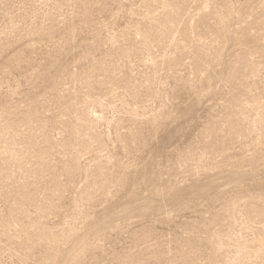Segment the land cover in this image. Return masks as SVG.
I'll return each mask as SVG.
<instances>
[{
  "label": "rangeland",
  "instance_id": "1",
  "mask_svg": "<svg viewBox=\"0 0 264 264\" xmlns=\"http://www.w3.org/2000/svg\"><path fill=\"white\" fill-rule=\"evenodd\" d=\"M0 264H264V0H0Z\"/></svg>",
  "mask_w": 264,
  "mask_h": 264
}]
</instances>
